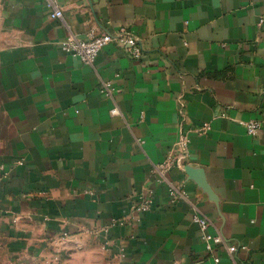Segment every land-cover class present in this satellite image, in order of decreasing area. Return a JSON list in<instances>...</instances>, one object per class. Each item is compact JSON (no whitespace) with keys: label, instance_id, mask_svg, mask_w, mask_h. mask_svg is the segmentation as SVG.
<instances>
[{"label":"crops","instance_id":"crops-1","mask_svg":"<svg viewBox=\"0 0 264 264\" xmlns=\"http://www.w3.org/2000/svg\"><path fill=\"white\" fill-rule=\"evenodd\" d=\"M60 7L52 20L40 0H0V264H210L191 205L237 246L221 264H264V0ZM120 28L139 59L114 42L91 66L61 49ZM181 134L167 178L187 199L171 204L151 169Z\"/></svg>","mask_w":264,"mask_h":264},{"label":"built area","instance_id":"built-area-1","mask_svg":"<svg viewBox=\"0 0 264 264\" xmlns=\"http://www.w3.org/2000/svg\"><path fill=\"white\" fill-rule=\"evenodd\" d=\"M49 10V17L52 20L62 19L63 13L60 4L63 0H40ZM116 43L121 47L129 57L136 60L142 55V47L139 44L137 38L130 33L126 32L124 28H120L115 33L105 32L101 35H92L87 39H79L74 35L66 37L65 41L61 45L62 51L70 57L77 59L83 65L91 66L96 61L99 53L110 43ZM110 89L107 85L101 90L102 93L109 95ZM118 109L111 110L112 115H118ZM260 129L258 122H250L245 125L246 134L250 136L256 135ZM209 130L207 125H203L198 132L206 133ZM189 137L187 134H181L176 146L177 154L175 157L167 156L161 163L152 167V173L154 175V181L157 184H166L167 195L171 204L179 200L187 199V192L183 186H176L172 182L168 181L167 175L170 171L180 166V162L187 155V148L189 144ZM142 143V141H138ZM18 165H22V162H18ZM8 176L7 171L0 167V185L2 181L6 180ZM153 206V191L148 190L145 195L139 197L137 205L134 207V211L139 214H144L150 211ZM192 222L198 226L201 232V238L206 253L210 258V264H221V259L218 254L220 248H224L227 253L232 256L237 250V246L228 245L224 243L220 236L213 235L209 232L210 223L206 217L199 214L196 207L191 205Z\"/></svg>","mask_w":264,"mask_h":264}]
</instances>
